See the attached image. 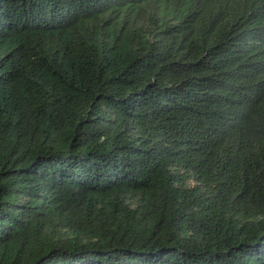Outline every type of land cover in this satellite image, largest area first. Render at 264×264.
I'll return each instance as SVG.
<instances>
[{"label": "trees", "instance_id": "16d2710c", "mask_svg": "<svg viewBox=\"0 0 264 264\" xmlns=\"http://www.w3.org/2000/svg\"><path fill=\"white\" fill-rule=\"evenodd\" d=\"M0 264H264V0H0Z\"/></svg>", "mask_w": 264, "mask_h": 264}]
</instances>
